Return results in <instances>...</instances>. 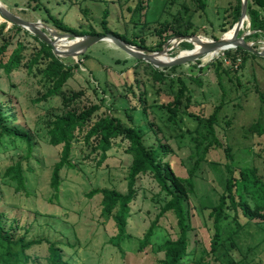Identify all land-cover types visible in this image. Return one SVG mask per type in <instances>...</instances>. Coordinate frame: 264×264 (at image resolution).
I'll list each match as a JSON object with an SVG mask.
<instances>
[{
	"label": "rangeland",
	"instance_id": "rangeland-1",
	"mask_svg": "<svg viewBox=\"0 0 264 264\" xmlns=\"http://www.w3.org/2000/svg\"><path fill=\"white\" fill-rule=\"evenodd\" d=\"M0 1L12 14L30 23L40 22L59 34L65 33L56 27V20L79 32L104 34L107 12V28L130 40L143 41L150 53L160 51L158 47L165 38L182 37L187 30L189 35L215 40L222 35L224 23L234 22L238 5V0H204L206 8L200 9L193 0H142L138 9L139 0ZM3 25L0 47L8 43L4 61L18 44L24 45V58L21 67L9 75L0 70V104L6 105L3 113L10 118L7 125L29 134L32 150L29 152L27 142L18 139L5 137L0 143V217L15 239L40 241L27 251L33 260L50 264L49 245L55 244L69 264H160L164 254L159 247L180 236L175 213L161 214L170 196L151 174H146L136 180L127 237L119 247L110 241L118 228L113 218L103 214V195L92 193H128L133 157L127 141L116 140L100 161L99 154L92 152V143L78 135L72 142L73 168L61 170L57 193L52 188L53 170L63 149L50 142L52 123L70 111L80 113L99 107L93 123L113 115L128 127H141L149 143L167 145L165 160L178 177L189 178L200 161L193 177L195 187L188 191L184 203L193 231L191 254L181 264H264V213L248 217L240 208H229L228 203L229 216L221 221V246L214 252L213 231L202 211L219 204L226 191L228 166L255 167L264 181V57L248 55L239 70L225 63L223 67L231 72L219 75L215 61L223 59L221 53L211 60L204 57L179 65L175 72L166 73L171 75L165 81H156L148 62L131 64L137 59L112 43L101 42L79 57L62 58L72 68V76L62 88L65 97L47 96L52 85L42 70L49 60L41 58L28 66L40 53L41 43L35 35L4 19L0 28ZM242 32L251 33L247 25ZM181 44L169 52V57L186 50ZM258 44L262 51L264 39ZM85 54L89 60L84 59ZM180 79L186 82V97L191 101L186 112L184 103L172 120L168 106L181 88ZM141 93L143 103L138 101ZM131 108L135 109L133 120L128 118ZM17 163H21L26 176V187L21 189L5 175ZM153 223L157 224L151 242L141 249V240Z\"/></svg>",
	"mask_w": 264,
	"mask_h": 264
},
{
	"label": "trees",
	"instance_id": "trees-1",
	"mask_svg": "<svg viewBox=\"0 0 264 264\" xmlns=\"http://www.w3.org/2000/svg\"><path fill=\"white\" fill-rule=\"evenodd\" d=\"M35 1L39 2L41 0ZM193 1L200 9L206 8L204 0ZM142 5V0H139L138 9L141 8ZM248 16L250 19L249 31L251 34L247 35L245 40L248 44H253L254 50L259 51L260 46L258 41L264 39V0H249ZM107 17L108 13L106 12L105 18L103 19V26L105 28L104 34L112 33L124 41L138 46L143 50H147L148 52L152 51L143 41L130 40L124 35L112 32L109 28H107ZM240 17L241 0H238V5L235 9V20L232 24L224 23L222 35L231 30L239 21ZM55 23L56 27L60 31L74 34L76 36L104 35L95 32H79L57 20ZM3 28H5V25H3L0 30L2 31ZM19 30H21V28H19ZM244 33L245 32L241 31L240 36ZM189 34L190 32L187 30L182 33L181 36H187ZM222 35L220 37H216L215 40L221 38ZM35 38L41 43V49L40 53L33 58L32 63L28 64V66L31 68L41 58L49 60V63L42 70L44 78L52 85L46 95L56 96L60 94L65 97L62 92V88L67 83L68 79L71 78L72 68L67 66L62 58H59L54 54L53 48L50 45L39 39V37L35 36ZM169 39L170 38H165L158 48L162 49ZM181 46L186 50L193 49V45L188 42H183ZM7 49L8 43L0 47V70L3 69L4 72L9 75L13 70H17L21 67V63L24 58V45L18 44L17 48L9 56L8 60L4 61L3 55ZM248 55L259 57V55L241 48L225 51L223 59H221V61L220 59L215 61L217 62L218 74L220 75V72H224L225 74H229L231 72V70L223 67L225 65V61H229L231 65H235L240 60L241 65L238 69L233 68V66L230 67L233 70H239L247 60ZM84 59L89 60L90 56L85 54ZM139 62L142 63L143 61L131 60L129 63L139 64ZM148 65L151 67L156 81H165L170 77L169 75L175 72L178 68V66H175L172 68L162 69L156 68L150 63ZM168 71H171L169 75L166 74ZM180 83L181 88L175 95L174 102L170 105V107L168 106L171 114L170 118H172V120H175L179 112L183 110L184 103L186 104L184 108L186 112L191 101L190 97H186L187 93H189L186 82L183 79H180ZM129 91L133 94L132 86L129 87ZM78 95L79 94L74 96ZM143 99L144 93H141L138 96V101L143 103ZM4 106L6 105L0 104V143L3 142L5 137L9 138L10 141L18 139L27 142L28 151L30 152L32 150V143L29 134L23 129L7 125L10 118H6L4 116ZM98 110L99 107H91L80 113L70 111L64 115L58 116L52 123V127L49 130L50 142L55 146H63L61 160L55 165L53 170L51 178L52 188L57 193L60 186L61 170L66 166L68 168H73L70 161L72 142L77 139L78 135H84V139L88 143H92V152L99 154L100 161H103L106 158L107 152L113 148L116 140L121 139L122 141H127L129 143L127 150L133 157L128 176V193L123 195L115 190H100L92 193V195L97 193H101L103 195V214L107 218H113L118 228V234L110 241L115 246L119 247L122 241L127 237V219L129 218L131 211L130 204L136 194V180L140 175L151 174L160 186L161 190L170 196V200L163 207L161 214L163 215L167 212L173 211L177 217V223L180 229V236L177 240L168 241L159 247V252L164 254V259L160 261V264H181L182 261L188 257L189 254H191L189 250L192 240L191 232L193 231V228L190 226L189 208L188 206H185L184 203L187 199L188 191H193L195 187L193 177L200 161L199 163L197 162L195 168L192 169L189 178H180L175 174L171 163L165 160L167 154L169 153L167 145L160 141H157L156 144L149 143L145 138L146 134L141 127H128L124 125L120 118L113 115L100 118L93 123L91 119L93 114ZM134 112L135 109L131 108L128 114L129 119L133 120ZM11 119H16V117L12 116ZM211 134H214L213 127L211 129ZM227 169L229 177L226 183V191L220 197L219 204L214 207H204L202 209L203 213H205L206 223L208 224L210 231H213L211 246L212 251L214 252H216L218 247L221 246V221L227 219L229 216L226 211L228 203H230L229 208H240L242 213L248 217H251L254 213H256V215L264 213V181L258 175L257 168L243 167L239 169H232L228 166ZM5 175L16 181L17 189L26 187V176L22 170L21 163H17L16 165L9 167L6 170ZM187 188H189V190ZM156 224L157 223L152 224V227L149 229L147 235L143 240H141V249H144L146 245L150 244ZM36 244L41 243L40 241L25 242L23 237L15 239L10 233V229L5 228L3 220L0 217V264H33L34 261L38 263L37 260H33L27 253V251L33 248ZM233 246H235L234 242H232V247ZM49 251L50 257L48 258V261H50V264H69L66 260H63L60 250L55 244L49 245Z\"/></svg>",
	"mask_w": 264,
	"mask_h": 264
},
{
	"label": "water",
	"instance_id": "water-1",
	"mask_svg": "<svg viewBox=\"0 0 264 264\" xmlns=\"http://www.w3.org/2000/svg\"><path fill=\"white\" fill-rule=\"evenodd\" d=\"M248 5L249 0H241V17L239 21L231 30L223 34V36L218 40H204L198 35L177 37L173 40H169L160 51L154 53H150L147 50H143L138 46L132 45L112 33L104 35L76 36L69 33L59 34L55 32L52 35V38H50L43 30H49L48 27H45L40 22L30 23L21 19L8 11L1 1L0 16L6 22L17 25L27 30L29 33L39 37L42 41L53 48L54 54L59 58L79 57L98 43L109 42L122 49L134 59L148 62L156 68L165 69L183 64L196 63L201 60V58L210 54L218 53V55H220L225 51L237 48H241L246 51L253 52L260 57H264V48L262 51H256L253 48V44H248L246 42L245 38L247 35L245 33L240 36V32L244 30L246 25L247 29L250 28ZM183 42L191 43L193 45V49L185 50L175 57H169V52ZM184 52L187 54H184Z\"/></svg>",
	"mask_w": 264,
	"mask_h": 264
},
{
	"label": "bare ground",
	"instance_id": "bare-ground-1",
	"mask_svg": "<svg viewBox=\"0 0 264 264\" xmlns=\"http://www.w3.org/2000/svg\"><path fill=\"white\" fill-rule=\"evenodd\" d=\"M3 21V19H2V17L0 16V23ZM246 25V24H245ZM48 32H49V35L50 36H52L55 32L53 31V30H51V29H49V30H47ZM199 48V47H198ZM218 56V53H215V54H210V55H208V56H206V58H208V59H213V58H215V57H217ZM206 58H205V60H206ZM207 61V60H206Z\"/></svg>",
	"mask_w": 264,
	"mask_h": 264
},
{
	"label": "built area",
	"instance_id": "built-area-1",
	"mask_svg": "<svg viewBox=\"0 0 264 264\" xmlns=\"http://www.w3.org/2000/svg\"><path fill=\"white\" fill-rule=\"evenodd\" d=\"M238 62H240V64L236 63L235 65H231L229 61H225V63H229L228 65L233 66V68L235 69H238L239 66L241 65V61L239 60Z\"/></svg>",
	"mask_w": 264,
	"mask_h": 264
}]
</instances>
